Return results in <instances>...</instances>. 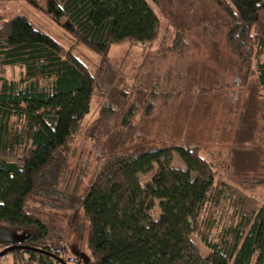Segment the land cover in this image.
Here are the masks:
<instances>
[{"label":"trees","instance_id":"16d2710c","mask_svg":"<svg viewBox=\"0 0 264 264\" xmlns=\"http://www.w3.org/2000/svg\"><path fill=\"white\" fill-rule=\"evenodd\" d=\"M25 1L101 59L100 70L92 74L74 48L64 47L26 17L0 19V73L15 67L23 71L17 81L0 77V232L31 233L4 255H13V264H66L65 247L50 242L53 229L45 222L46 211L51 205L63 209L56 195L61 184L74 181L73 146L94 97L100 91L104 95L103 74L114 72L110 51L123 43L156 41L161 20L150 1L164 11L162 4L172 7L174 0ZM192 1L210 2L224 14L211 31L225 33L242 85L253 80L264 94V0ZM171 48L182 57L192 45L179 35ZM159 84L150 94H157ZM198 91L211 94L214 89ZM144 96L142 103L132 101L124 108L123 128L131 129L143 108L150 111L149 93ZM262 103L264 136V97ZM106 104L103 116L118 114L115 105ZM175 154L185 170L173 167ZM220 169L190 146L152 148L107 161L76 203L85 220L91 262L264 264V204L251 216L239 211L236 221L211 236L214 210L229 192ZM76 183L80 187L81 179Z\"/></svg>","mask_w":264,"mask_h":264},{"label":"rangeland","instance_id":"374dc122","mask_svg":"<svg viewBox=\"0 0 264 264\" xmlns=\"http://www.w3.org/2000/svg\"><path fill=\"white\" fill-rule=\"evenodd\" d=\"M150 3L161 20L159 37L151 44L128 42L112 47L109 60L114 72L103 74L104 95L100 91L94 97L90 114L73 146L76 153L70 164L75 168L74 181L61 184V194L56 195L60 196L63 209L51 205L53 208L49 206L46 211L45 222L53 229L50 242L65 247L67 253L62 258L66 264H93L87 249L85 220L82 210L76 207L77 197L87 190L100 168L116 155L190 146L197 148L205 160L219 166L229 192L214 210L212 238L224 225L236 221L239 211L251 216L264 204V136L260 133L264 94L253 80L242 85L240 67L228 52L225 33L211 31L216 23L224 20V14L210 2L193 5L192 0H174L172 7L162 4L164 11ZM17 16L26 17L64 47L74 48L92 74L100 70V57L78 44L52 17L25 0H0V19L5 21ZM179 35L192 45L191 50L183 51L187 54L182 57L171 48ZM168 71L172 80L167 76ZM22 72L17 67L9 68L0 77L17 81ZM167 77L170 80H165ZM157 81L160 82L157 94H150ZM162 87L166 89L161 91ZM202 88L214 89V92L200 94L198 90ZM168 90L170 96L164 93ZM125 91L129 94L125 95ZM147 93L152 103L150 111L143 108L136 115L134 126L123 128L120 119L124 108L132 101L142 103ZM107 102L118 108L117 115H102ZM173 167L186 169L177 154ZM153 175L149 174L145 181H150ZM76 178L81 179V189ZM158 213L156 207L154 216ZM30 235L26 231L3 229L0 262L12 264L13 255L4 253L15 241L18 243ZM192 239L202 248L197 235Z\"/></svg>","mask_w":264,"mask_h":264},{"label":"crops","instance_id":"0c3cea01","mask_svg":"<svg viewBox=\"0 0 264 264\" xmlns=\"http://www.w3.org/2000/svg\"><path fill=\"white\" fill-rule=\"evenodd\" d=\"M0 264H4V262H3V263L0 262ZM12 264H13V263H12Z\"/></svg>","mask_w":264,"mask_h":264}]
</instances>
